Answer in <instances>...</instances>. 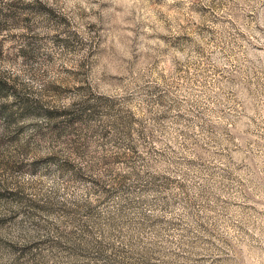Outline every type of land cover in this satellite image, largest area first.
Here are the masks:
<instances>
[{"label":"rangeland","instance_id":"374dc122","mask_svg":"<svg viewBox=\"0 0 264 264\" xmlns=\"http://www.w3.org/2000/svg\"><path fill=\"white\" fill-rule=\"evenodd\" d=\"M85 3L0 0V264H264V0Z\"/></svg>","mask_w":264,"mask_h":264},{"label":"clouds","instance_id":"9594fccd","mask_svg":"<svg viewBox=\"0 0 264 264\" xmlns=\"http://www.w3.org/2000/svg\"><path fill=\"white\" fill-rule=\"evenodd\" d=\"M79 2L86 12H90L92 10V8H90L89 5L87 3H85V0H79ZM75 3H76V0H70L71 5H74ZM112 3L116 8H121L125 12H128V11H131L132 9L136 8L141 3V0H112ZM93 7H95V6H93ZM149 15H151L153 17V19H155L154 13H149ZM148 31L151 32V29H148ZM149 43H152L154 45L156 43H160L161 45H163L162 40H160V41L153 40V41H149ZM175 55L181 60L184 59V56L180 52H176ZM169 63H171V61H169ZM246 250L247 249L245 247V251ZM250 259H251V264H260V261L257 259V257L255 255L251 256Z\"/></svg>","mask_w":264,"mask_h":264}]
</instances>
